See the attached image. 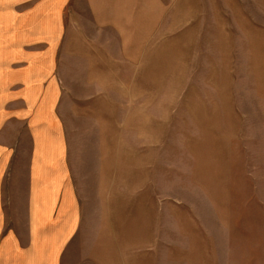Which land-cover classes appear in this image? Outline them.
Instances as JSON below:
<instances>
[{
	"label": "rangeland",
	"instance_id": "374dc122",
	"mask_svg": "<svg viewBox=\"0 0 264 264\" xmlns=\"http://www.w3.org/2000/svg\"><path fill=\"white\" fill-rule=\"evenodd\" d=\"M76 4L65 264H264V0Z\"/></svg>",
	"mask_w": 264,
	"mask_h": 264
},
{
	"label": "crops",
	"instance_id": "0c3cea01",
	"mask_svg": "<svg viewBox=\"0 0 264 264\" xmlns=\"http://www.w3.org/2000/svg\"><path fill=\"white\" fill-rule=\"evenodd\" d=\"M103 25L76 0H0V264H65L83 216L65 93L72 42Z\"/></svg>",
	"mask_w": 264,
	"mask_h": 264
}]
</instances>
